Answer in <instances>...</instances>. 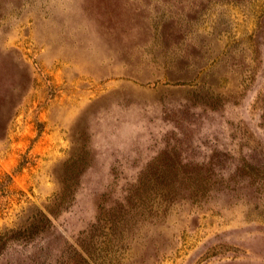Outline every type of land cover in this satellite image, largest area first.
Instances as JSON below:
<instances>
[{"label":"rangeland","instance_id":"rangeland-1","mask_svg":"<svg viewBox=\"0 0 264 264\" xmlns=\"http://www.w3.org/2000/svg\"><path fill=\"white\" fill-rule=\"evenodd\" d=\"M0 264H264V0H0Z\"/></svg>","mask_w":264,"mask_h":264},{"label":"trees","instance_id":"trees-1","mask_svg":"<svg viewBox=\"0 0 264 264\" xmlns=\"http://www.w3.org/2000/svg\"><path fill=\"white\" fill-rule=\"evenodd\" d=\"M251 174H252V176H253V177H255L256 179L258 178V176H257V175H255V173H254V172H252Z\"/></svg>","mask_w":264,"mask_h":264}]
</instances>
